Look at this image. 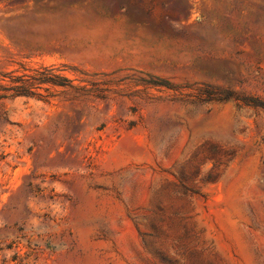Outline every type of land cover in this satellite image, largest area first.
Listing matches in <instances>:
<instances>
[{
  "label": "rangeland",
  "instance_id": "obj_1",
  "mask_svg": "<svg viewBox=\"0 0 264 264\" xmlns=\"http://www.w3.org/2000/svg\"><path fill=\"white\" fill-rule=\"evenodd\" d=\"M0 264H264V0H0Z\"/></svg>",
  "mask_w": 264,
  "mask_h": 264
},
{
  "label": "trees",
  "instance_id": "obj_2",
  "mask_svg": "<svg viewBox=\"0 0 264 264\" xmlns=\"http://www.w3.org/2000/svg\"><path fill=\"white\" fill-rule=\"evenodd\" d=\"M50 72H51L50 73L51 77L48 79H43L42 77L44 73L39 72V71H36V74L33 76L25 74L17 78H12L13 83L17 85L13 86L12 88H7L6 91H13L14 94L11 95L13 97H18V96L35 97L37 95L38 96L40 95L36 92V90L39 88L38 85L47 83V84L52 85L53 87H64L67 91L70 90V93H72L73 96H75L76 98L82 97L85 95H94V96L97 95L96 97H102V99H105V98H108V93H111L110 90H99L97 88L98 83L96 82H89V81L83 80L81 82L88 83L86 86H75L73 84V81L65 79L64 81L67 84H64L63 82H60L61 77L54 74L56 72L55 70H51ZM88 85H91L92 87L88 88ZM4 97H7V96H4Z\"/></svg>",
  "mask_w": 264,
  "mask_h": 264
}]
</instances>
